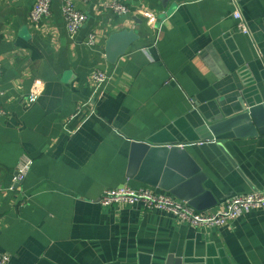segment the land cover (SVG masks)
Segmentation results:
<instances>
[{
  "label": "crops",
  "instance_id": "crops-1",
  "mask_svg": "<svg viewBox=\"0 0 264 264\" xmlns=\"http://www.w3.org/2000/svg\"><path fill=\"white\" fill-rule=\"evenodd\" d=\"M35 1L0 0V256L8 264H264V209L208 228L139 203L98 202L104 189L142 185L126 177L132 140L184 146L217 199L205 211L264 190V134L225 140L223 151L198 134L219 114L264 101V0H172L178 7L158 29L140 11L163 12L170 0H115L128 7L124 15L105 7L112 0H73L86 15L73 38L62 0L37 24L29 20ZM236 8L248 35L235 28ZM123 29L139 40L108 63L105 41ZM96 70L110 77L99 98ZM36 80L42 91L26 102ZM23 155L33 165L17 186Z\"/></svg>",
  "mask_w": 264,
  "mask_h": 264
},
{
  "label": "water",
  "instance_id": "water-1",
  "mask_svg": "<svg viewBox=\"0 0 264 264\" xmlns=\"http://www.w3.org/2000/svg\"><path fill=\"white\" fill-rule=\"evenodd\" d=\"M139 40L133 30L123 29L108 36L104 55L114 64ZM199 139L221 142L234 138L264 134V101L249 105L241 103L239 112L222 114L206 121L198 129ZM223 151V148H222ZM126 177L142 185L168 193L196 211H205L217 204V199L204 185L206 174L187 149L180 144L152 145L132 140Z\"/></svg>",
  "mask_w": 264,
  "mask_h": 264
},
{
  "label": "built area",
  "instance_id": "built-area-1",
  "mask_svg": "<svg viewBox=\"0 0 264 264\" xmlns=\"http://www.w3.org/2000/svg\"><path fill=\"white\" fill-rule=\"evenodd\" d=\"M79 1L86 3L88 0ZM230 1L233 4L237 2V0ZM51 2L52 0H36L29 13L30 22L37 24L46 18L50 13ZM105 7L118 15L129 13V9L126 5L115 0L106 3ZM144 10L145 9L140 11L141 15ZM61 13L66 32L71 38H73L83 26V23L86 20V15L75 7L73 0H62ZM142 17L147 20V17L144 15H142ZM232 17L236 22L235 28L240 33L248 35V25L238 8L234 9ZM96 42V34L90 33L86 40V44L93 46L96 44ZM261 61L264 70V55H261ZM109 78L110 77L108 73L104 70H96L94 72L91 80L92 96L99 98L105 93L107 85L109 84ZM42 88L43 84L41 80H36L26 98V102H34L42 91ZM2 93V89L0 88V95H2ZM32 96L36 97L35 100L31 99ZM89 105L90 104L88 101L80 103L71 118L81 116L82 108L85 106L88 107ZM93 113V108H90L85 114H83L81 117L82 121L79 123V126L88 118H90ZM79 126L70 132H75L78 130ZM32 165L33 159L27 155H23L20 158L13 176L14 184L19 186L25 180ZM98 202L102 207L115 205H134L139 203L145 210L165 211L169 213L175 221L180 223H185L193 227L217 228L227 225L242 214H245L253 209H264V190L252 191L250 193L229 197L214 212L196 211L185 202L176 199L168 193L162 192L160 190L157 191V189L146 185H141L138 187L121 185L114 188L104 189L100 195V198L98 199ZM8 262L9 256L5 254L0 256V264H8Z\"/></svg>",
  "mask_w": 264,
  "mask_h": 264
},
{
  "label": "clouds",
  "instance_id": "clouds-1",
  "mask_svg": "<svg viewBox=\"0 0 264 264\" xmlns=\"http://www.w3.org/2000/svg\"><path fill=\"white\" fill-rule=\"evenodd\" d=\"M177 7L178 6L174 2H172V0H170V3L164 9L163 12L157 13L155 11L144 10L142 12V15L147 17V20H146L147 27L153 28V29H158L161 26L166 25L169 16L177 9ZM157 15H159V17H160L159 21L157 20ZM25 34L26 33L22 30L21 35H25ZM37 83H39V82H37ZM35 98H36L35 96L31 97L32 100H35Z\"/></svg>",
  "mask_w": 264,
  "mask_h": 264
}]
</instances>
